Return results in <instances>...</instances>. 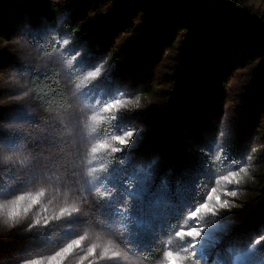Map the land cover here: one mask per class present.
Segmentation results:
<instances>
[{"label": "rangeland", "instance_id": "obj_1", "mask_svg": "<svg viewBox=\"0 0 264 264\" xmlns=\"http://www.w3.org/2000/svg\"><path fill=\"white\" fill-rule=\"evenodd\" d=\"M76 1L59 0L60 6L53 0H17V13L8 10L4 15L11 31L0 32V72L27 71L20 83L29 91L28 80L35 69L13 52H20L41 72L57 66L68 101L65 106L45 111L29 95L23 101L33 113L29 115L13 104L20 86L0 76V120L25 121L20 136L0 131V145L9 149L17 142L20 145L18 151L11 153V163L0 164V205L20 195L35 197L41 190L45 193L36 203L21 202L18 211L24 219L17 228L4 223L6 216L0 210V264H19L32 258L48 264L49 257L85 233L88 239L63 264H166L164 252L181 250L175 230L205 227L206 222L209 227L193 249L197 256L192 255L191 249L181 253L186 257L183 264H256L243 253L251 247L256 249L257 258H264V57L251 64L237 61L231 76L219 81L224 92L219 101L222 112L210 118L217 130H204L206 139L211 141L212 164L199 186L201 196L192 202L179 193L175 199L166 188L167 178L175 169H163V159L169 153L164 131L181 103L191 59L204 29L195 26L181 30L174 44L164 47L152 66L141 67L134 42L143 34L150 35L152 25H158L170 0L93 2L78 16L79 10L73 7ZM221 1L236 5L240 12L264 25V0ZM3 3L0 0V10ZM96 20L122 23L124 28L101 55L87 49L94 43L92 39L80 45L76 37ZM25 24L31 25L27 42L16 39ZM66 39L71 40L69 45H65ZM78 52L81 54L73 61L75 68L69 80L65 62L69 55ZM4 89L9 91L5 93ZM115 99L131 100V104L121 106L122 111H130L119 113L113 121L101 110ZM6 104L13 105L3 106ZM96 114L106 119L96 123L93 132L89 125L93 123L91 116ZM223 127L229 128V134L221 140ZM131 128L142 131L124 151L100 148L98 153H92V148L101 142L119 147L113 137ZM186 135L188 144L193 146V136L188 132ZM121 159L123 163L119 162ZM237 170L240 175L230 182L221 179ZM146 171L151 174L145 176ZM157 174L162 179L152 189L151 182ZM212 188L217 190L215 194ZM232 190L237 191V196L231 203L242 207L222 210L218 216L201 213L195 222L188 218V213L200 204L215 203L214 199L204 200L208 195L228 199L226 193ZM103 198L108 199L99 206L102 211L96 221L102 227L88 226L89 218L83 213H88L94 200ZM73 205L82 213L59 217L62 207ZM129 213L133 221L151 219L153 228L133 226L126 233ZM45 217L50 220L46 229L24 231L29 223L36 219L43 222ZM158 233L163 234L167 247L158 248ZM92 244L98 246L94 256L88 254ZM106 246L111 249L107 255ZM112 251L120 255L112 257ZM152 253L155 257L149 260L147 256Z\"/></svg>", "mask_w": 264, "mask_h": 264}, {"label": "trees", "instance_id": "obj_2", "mask_svg": "<svg viewBox=\"0 0 264 264\" xmlns=\"http://www.w3.org/2000/svg\"><path fill=\"white\" fill-rule=\"evenodd\" d=\"M99 1L106 3V0H77L73 6L79 10L76 16ZM3 4L0 32L9 33L11 28L6 25L4 15L8 10L17 13L20 4L17 0H4ZM42 7L47 10L45 4ZM161 16L158 25H152L150 35L143 34L134 42L141 67L152 66L162 49L174 44L181 30L195 26L204 29L191 59L181 103L164 131L169 153L163 159V169H175L167 178V192L175 199L183 193L193 202L201 196L199 186L204 183L203 175L212 164L211 141L206 139L204 130H217L210 118L222 112L219 101L224 92L219 81L231 76L237 61L251 64L264 57V25L240 12L236 5L221 0H170ZM122 29V23L96 20L76 35L77 42L85 45L87 39H92L97 45L91 43L87 49L94 55H101ZM28 90L35 104L45 111L65 106L68 101L67 88L57 66L51 65L40 74L33 73L28 80ZM186 132L193 136V146L188 144ZM158 174L152 179V189L162 179ZM147 257L152 260L155 255L152 253Z\"/></svg>", "mask_w": 264, "mask_h": 264}, {"label": "snow or ice", "instance_id": "obj_3", "mask_svg": "<svg viewBox=\"0 0 264 264\" xmlns=\"http://www.w3.org/2000/svg\"><path fill=\"white\" fill-rule=\"evenodd\" d=\"M53 2L57 5H60L59 0H53ZM30 28H31V25H28V24L23 25L21 28L20 34L18 35V37H16V39L24 40L25 42H27V40L29 39L28 30ZM64 43L65 45H69L71 43V40L66 39ZM13 53L18 55L25 62L26 65L32 66L35 69V72L37 74H40L41 72L40 67H37L36 64H30L28 60L20 52H13ZM80 54L81 53L78 52L75 55H69L70 59L65 62L66 74L69 80L72 79V74L75 68V64L73 63V61H76L77 57ZM27 74H28L27 71L20 72L17 70H13L11 72H0V76L5 77L7 81L20 86V91L15 93L14 95L15 103L13 104L19 105L20 107L24 108L25 111L29 115H33V113L29 109V105L23 102L29 97L30 93L29 91L25 90L24 86L21 85L20 83ZM95 75L100 76L99 73H95ZM91 78L92 77H89V79ZM4 90H6L5 93L9 91L8 89H4ZM79 95L80 94L78 93L77 99H79ZM80 102L84 103V101H80ZM13 104H6L3 106H10ZM126 104L130 105L131 100H128L127 102H125L119 99H115V100H112L111 103L104 104L101 111L103 113L108 114L107 118H110L111 120L116 121L119 113L123 111H130V110H123V111L121 110V106H124ZM105 119H106L105 116H102L99 114L92 115L91 121L93 123L89 125L90 130L94 132L96 130V123L103 122ZM24 123H25L24 120H0V131L6 134H11L13 136H20L24 131L23 129ZM140 131H142L141 128H131L130 130L124 131L122 134L116 135L115 137H113V139L118 143L119 147H112L110 143L101 142L98 147L92 148V153H98L100 148H105L109 152L120 153L124 151V149L127 148L129 144L133 142L134 138L137 137ZM228 134H229V128L225 129L223 127L219 133V136L222 140ZM19 148H20V145L18 142L15 144L14 148L12 149H9L3 145H0V152L15 153L16 151L19 150ZM119 162L123 163V160L121 159ZM153 163H156V161H153ZM246 170L247 169H244V171ZM92 171L94 172L95 169H93ZM150 174H151L150 171L145 172V176H149ZM239 175H240V170H237V171L230 173L227 176L221 177V179H223L224 181L230 182L232 179H235ZM40 178L41 177H36V179H40ZM236 184L237 186L239 185L238 180H236ZM216 191L217 190L215 188L211 189L212 194H215ZM226 195L228 199H221L220 196L208 195L207 197H205L204 200L209 201V200L214 199L215 203L212 205H210L207 202L200 204L193 211L188 213V218L195 222L196 219L199 218L201 213H206L211 216H218L222 210H231L233 209V207H236V208L242 207L239 204L233 205L231 203L232 198L237 196V191L235 190L228 191ZM18 198L19 196H17L15 199L7 200L3 205H0V210H2L5 213V216H6L5 220L11 224L13 229L17 228L18 225L22 224L21 220L24 219L21 216V213L18 211L19 208L15 212H13V209L17 208ZM105 199H108V198L94 200L93 203L89 205L88 213L87 214L83 213L86 217L89 218L88 226L102 227V225L97 223L96 221H97V217H99V213L102 211V209L99 206L102 204V202ZM65 207H67L69 210L65 211ZM65 207H62L60 209L59 217H71L74 214L82 213L81 210L78 212L71 211V208L75 207L74 205L65 206ZM25 212H27V209H25ZM52 219L55 220V219H58V217H52ZM90 222L92 223L90 224ZM49 224H50V220L47 217L43 219V222L41 221V219H36L34 223L32 222L29 223L28 227L24 229V231L30 232L36 228L42 231L46 229ZM133 226H135L136 228H140V229H151L153 228V222L151 219H148V218H136V220L133 221L131 219V213H129V225H128V231L126 233H128ZM208 227H209V223L206 222L205 227L197 226L191 229L180 228L179 230H175L174 232L175 238L181 241V250L178 252L172 251V250H168L164 252L163 257L166 260V264H183L186 257L183 256L181 253H188L190 249L192 250V255L197 256V253L193 251V249H195L197 245L200 243V239L204 235L205 230ZM158 235L160 237L158 241V248L167 247L166 245L163 244V237H164L163 234L158 233ZM86 239H88V236L86 233L84 235H79L77 239H73L70 243L66 244L64 247L60 248L57 252H55L54 256L49 257L48 264H63V260L66 259L69 255H71L74 249L80 248L82 246V242L85 241ZM129 245L133 247L131 244ZM97 247L98 246L96 244H92V246L88 249V254L91 256L96 255ZM110 250L111 249L109 246L104 247V254L107 255ZM116 253H117L116 251H112V257H118L119 255H117ZM255 253H256V249L249 247L247 251L243 253V255L248 256L251 259H253L256 262V264H264V258H257ZM85 258L87 259V257ZM19 264H44V262L39 258H32L29 260L20 261Z\"/></svg>", "mask_w": 264, "mask_h": 264}, {"label": "clouds", "instance_id": "obj_4", "mask_svg": "<svg viewBox=\"0 0 264 264\" xmlns=\"http://www.w3.org/2000/svg\"><path fill=\"white\" fill-rule=\"evenodd\" d=\"M12 161V154L11 153H6V152H0V164H3V165H8L9 163H11ZM44 191L41 190V191H38L36 193V196L33 197L31 194L25 196V195H20L19 198H18V201H17V208H14L13 209V212H15L21 205V202L23 201H31L32 203H36L39 199V197L41 196H44ZM69 209L67 207H65V211H68ZM81 209L79 207H72L71 208V211L73 212H78L80 211ZM59 218V217H58ZM5 224H8V222L5 220L4 221ZM117 255H120L119 252L116 253Z\"/></svg>", "mask_w": 264, "mask_h": 264}]
</instances>
